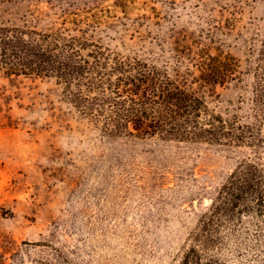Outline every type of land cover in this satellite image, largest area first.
<instances>
[{
	"label": "rangeland",
	"instance_id": "rangeland-1",
	"mask_svg": "<svg viewBox=\"0 0 264 264\" xmlns=\"http://www.w3.org/2000/svg\"><path fill=\"white\" fill-rule=\"evenodd\" d=\"M47 1L0 0V26L74 34L90 26L87 38L171 73L185 70L180 50L196 51V42L230 51L244 72L261 47L264 0H71L76 16ZM243 79L219 88L211 106L236 109L252 73ZM253 155L248 147L102 136L54 80L0 69V264H264L260 218L210 210ZM257 158L264 164V145ZM208 235L220 244L205 248Z\"/></svg>",
	"mask_w": 264,
	"mask_h": 264
},
{
	"label": "trees",
	"instance_id": "trees-1",
	"mask_svg": "<svg viewBox=\"0 0 264 264\" xmlns=\"http://www.w3.org/2000/svg\"><path fill=\"white\" fill-rule=\"evenodd\" d=\"M58 4L64 14L78 15L68 12L75 5L71 0ZM83 13L96 16L91 11ZM211 21L214 19H208L207 25ZM72 22L76 24L77 19ZM88 27H79L74 34L3 24L0 69L9 76L54 80L61 89V99L102 136L248 147L256 158L238 163L210 210L253 212L264 227V164L257 158L264 145V27L256 32L261 47L251 72H244L242 60L230 51L216 47L213 52L196 42V51L192 46L180 50L186 51L189 65L184 71L175 68L174 73L166 66L87 38ZM177 62L182 63L180 59ZM246 73H252L249 97L241 96L232 111L211 106L209 97L218 98V89L227 85L237 87ZM209 243L217 246L220 241L208 235L203 239L204 247Z\"/></svg>",
	"mask_w": 264,
	"mask_h": 264
}]
</instances>
